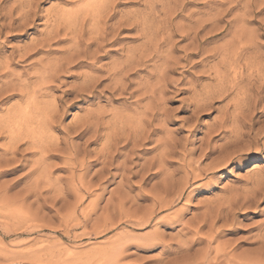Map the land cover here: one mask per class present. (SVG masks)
I'll list each match as a JSON object with an SVG mask.
<instances>
[{"label":"rangeland","instance_id":"1","mask_svg":"<svg viewBox=\"0 0 264 264\" xmlns=\"http://www.w3.org/2000/svg\"><path fill=\"white\" fill-rule=\"evenodd\" d=\"M234 1L93 0V2H90L89 0H0V123L9 119L10 115L15 113V111L30 106V99H28L30 97L29 93L31 94L33 92L32 89L39 81L38 76L41 74L42 64L47 63L46 61L54 62L60 59V57H66L68 47L73 41V36L71 35L73 31L77 34L76 37L83 35V42L93 44L92 50L96 48V43L92 39L94 40L96 37L95 33L98 30L104 28L103 25L105 23H107L111 35H115L110 40L112 42L108 41L104 52L100 53L97 62H84L78 65L79 68H74L72 70L73 72H70L71 74L66 73L67 75H61L60 82H57L61 86L56 84V88L51 91L52 99L51 97L41 98L40 95L38 99L39 104L43 100L47 101V99L53 102L55 99L58 101L61 96L64 98V93L71 90V88L72 90H76L78 86H84V79L87 72L90 74V76L89 74L87 76L92 78L91 82L94 84V88H90V91H93V93H89L90 95L84 93L79 98H75V94L64 98V101H67L64 106L61 105L60 107V119L55 128H52V130L50 128L40 130L37 123L25 127L27 128L28 134L22 140L21 145H19V151L15 159L8 156V161L1 154L4 152L2 147H6L5 149L9 147L10 139L2 137L0 134V161L2 162L0 164H4L2 166L0 165V189L2 190H0V264H112L108 262L107 254L105 253L110 248H113L111 246L114 245L110 242L119 239L117 237L119 235L120 238L121 236L124 237L123 235L126 236L123 240L124 243L126 241L130 242L132 238H136L132 239L130 243H127V246L129 244L131 245L126 247L123 257L119 261L120 264H169L173 260L177 262V259L178 262L187 261L189 264H226L224 254L228 252L231 254L234 253L236 257L250 253L253 254L256 251L255 249H258L263 244L264 134L260 137L261 139L259 138L260 146H257L259 148L258 151L251 152L247 159L241 162L234 161L228 166H225V168L219 169V171L213 169L214 164L220 157V146L216 145L222 146L224 144L223 141L229 135L225 136L223 133V136L222 134H215L216 136L214 135V137L216 139L206 137L209 135L207 134L209 128L211 130L212 128L214 129L215 125L217 127V124L220 122L219 120L224 119L230 112L232 113H230L231 115L236 114L240 120L233 125L231 122L233 120L230 118L228 127H231L227 128L229 131L233 127H236V129L241 127L240 125L243 122L241 120L242 115L243 118L246 116L248 118L249 113L251 114L255 108V111H258L257 115L254 114L256 119L261 118L262 121L264 120V113H262L264 112V101L262 102L264 99V87L261 85V83H264V70L256 72L251 69L255 60H260L258 58L259 56L264 57V7L260 9L256 8L255 14L251 16L252 18L247 17V21L242 23L238 18H240V15L243 16L245 14V6H243L244 4L234 6L232 4ZM103 5L106 8L99 12L100 10L98 11V9ZM224 12L225 14H223ZM217 13L222 14H220V18L211 20ZM237 14H240L239 17ZM147 15L150 17L148 18ZM129 19L135 23L137 22V24L141 22L140 28L144 26V22L148 26L152 24L156 28L163 27L162 33L164 35L161 34V38L165 39L166 43H163L162 48L160 47L161 55L165 56L166 53L171 52L170 55L173 54L171 56H175L173 58L175 60L177 59V64H172L173 69L169 70L166 75V77H171L169 78L171 82L168 81L169 88H166L164 92V105L170 118L166 122H154V125L158 124L157 126L165 131L164 133L158 134L155 139H159L160 137L166 138L172 135L184 147L186 146L192 150L195 149L192 151V155L188 157V160H190L191 168L194 169V174L200 175L198 178L201 177L200 179L196 178L193 180L191 176H188L189 179H192L191 185L192 183L193 185H187L185 187L184 198L181 199L182 201L178 200L177 194L185 185L188 177L183 169L184 167H182L184 162L179 157H176V160L173 158L174 160L168 166L171 172L175 170L174 181L170 183L171 196L169 199H173L172 201H175V203L170 209L154 215L155 217L153 216V219L149 223L144 224L145 226L141 224L144 223V219H148L150 216L149 211L155 207L152 196L162 185V176L158 174L156 167L149 172L145 169L153 157L158 154L151 149L154 147L153 143L138 147L133 153H130L129 150L132 145L126 146V143L123 142L124 144L122 143L121 145L126 146V149L122 151L121 155L115 158L113 167H111L112 169H109L112 176L111 179L103 183L101 185L102 188H100L101 186L99 188L97 187L98 189L95 188L90 194L86 192H75L73 186L76 185V181L74 182L72 178H69V176H72L73 169L71 168L74 166V161L71 160V164L70 159L65 158V155L63 156L62 153L59 154L56 151L59 148L62 149L65 147L66 140L67 142L72 141L81 145V148L87 151L85 162L87 165H91L89 167L91 175H98L99 173L97 172H100L104 166L103 154L111 144V134L116 132L122 133L124 132V128H126L125 131L128 130L132 121L135 123V119L139 118L142 114L144 115L146 106L149 103V96L144 91H148V85L152 81L156 83L157 78H159L158 69L160 66L158 68L155 66L161 65L162 61L158 62L153 56V58L150 57L148 59L149 52L146 51L143 54L145 55L144 57L146 55L148 57L147 59L144 58V64H140L139 67L137 66L138 68H135L136 65H134V69L136 70L128 71L126 76H114L112 72L113 67L115 65L119 67L123 62L126 63L133 56L131 55L132 51L136 53V56H139L141 54V51L138 52L139 50H146L145 39L142 37L139 29L127 24L120 25V23H124ZM208 19L210 20L208 21ZM15 20L16 22H14ZM60 23H62V26L64 24L66 28L68 27V31H65L64 26L62 27L60 25V36L49 41L51 42L50 44H45L48 40L47 34L51 30L59 31L58 25ZM68 25L72 28L70 29ZM242 25H245L249 30L254 32L255 40L252 46L253 49L249 51L251 53L242 51L244 49L238 50L236 53L239 54H237L235 59L233 56L232 59L226 58V61H224V55L222 53L220 54V52L223 51V48L225 49V46L226 48L231 46L234 31ZM64 33L69 34V36L67 34L68 38L64 36ZM170 43H175L174 47H171L173 44ZM192 45L195 50L197 48V52L193 50ZM247 45L243 44L242 46L247 48ZM188 46L190 47L188 48ZM253 50H259V52H256V56L252 52ZM190 54L191 56H188ZM133 58L135 59V56ZM42 61L43 63H41ZM250 61H253V63H250ZM39 63L40 66H38ZM217 71L226 76L227 83H225L229 86H225H233L234 89L231 91V98L229 96L230 99L228 97L219 98L220 101L216 98L213 101V107L197 112L195 105H197L196 100L198 96L209 90H213V88L215 89L217 84H219V81L216 79ZM92 74L96 77L94 76V78ZM95 81L98 83H94ZM27 85L30 86L28 87ZM255 86L260 89L259 92V89ZM68 87L70 89H67ZM29 88L32 91L28 90ZM251 88L254 89L252 90ZM250 90L257 92L253 94ZM23 92L26 93L24 94ZM56 96H60V98H56ZM73 98H75L74 101L72 100ZM78 99L81 102H76ZM254 99H257V102L255 101L256 106L254 104L255 107L252 104ZM49 100L47 102H50ZM46 101H43V103ZM43 103L41 102L40 106L44 105ZM73 103H76V105L73 106ZM210 108L211 110L209 111L208 109ZM192 110L195 111L194 114L196 115H192ZM245 114L247 115L244 116ZM89 115L94 117L91 119L95 123L99 118L101 127L98 129V134L91 133L94 130L92 129L89 135L80 138L73 129L87 119H90ZM133 116L136 117L134 118ZM128 120L129 122H126ZM259 125L264 128V122ZM147 126L148 124H146ZM258 126H256L255 130L260 128V126L257 128ZM164 127L170 132L169 135ZM32 130L44 134L45 137L48 136L46 139L49 138L53 141L56 138L54 143L59 148L57 149V147L51 146L47 155L40 156L42 154L40 149L38 150L40 145L36 143L35 145L29 137L31 135L30 131L32 132ZM94 135L98 136V140H95L96 137ZM89 137L95 138L94 140L92 138L89 140ZM106 138L109 139L107 140ZM56 140L57 143L55 142ZM24 141L25 143H23ZM210 141L212 145L216 144L214 146L216 149L211 155L203 157L200 150L204 148L203 144H208ZM33 145L35 147L31 148ZM200 145L203 147L201 148ZM101 147H105L103 148L105 150ZM51 149L55 151L52 150V152ZM100 151L104 153H100ZM53 153L56 154L54 155ZM128 154L131 157H129V162L125 168L122 162L125 160V155L127 156ZM3 159H6L5 162ZM14 160L17 163L13 162ZM43 161H45V164L42 165L43 167L47 164H53L54 168L52 166L46 167L47 174L51 175L53 188L50 187L47 189L44 186L43 191L37 190L35 192L34 181L37 179L35 177L41 173L42 169V166L40 169L37 167L40 166L37 163L43 164ZM34 163L36 166L32 171L31 166ZM48 167H52L53 170ZM136 170L138 172L141 170V172L138 173ZM129 171L134 173V176L130 175L132 188H121V182L124 179L123 176H129ZM123 172L126 173L124 174ZM75 173L73 174L75 175L74 178L78 179L82 171L78 170ZM143 173L146 174L144 175ZM50 175L48 176L50 177ZM141 177L145 179L142 181ZM33 179L35 180L33 181ZM257 179L262 180V182L258 183L259 181ZM68 182L69 184H66ZM121 190H126L125 193L127 194V205L123 211L134 206L136 220L125 217V212L121 213L122 211L119 208L116 209L115 203L110 206L113 204L112 200L116 198L114 196ZM64 191L66 192L65 194ZM60 195H64L66 199ZM187 196L189 200H186ZM260 196L261 198H259ZM256 199L261 200H257V203ZM251 201H255L256 203H252L255 205L251 204V206L256 207L252 208L248 205ZM246 202L247 204H245ZM91 203L94 205L92 206ZM234 203H237L235 205L236 207L238 205V210L234 205V211L232 212L230 210L233 209H230V207ZM246 205L250 206V209L246 207L248 209L245 210L244 207ZM93 209L94 214L91 212ZM156 209L157 207L153 210ZM86 212L91 213L92 218L89 220L87 226H84V220L82 218L85 214H88ZM106 215L107 217L110 215V220L114 223L108 221V229L107 227L105 229L102 227L101 230L98 229V231H95L94 225L99 224V226H103L105 224L104 218ZM67 216L70 219L72 217V219H69V221ZM166 217L170 220L165 219ZM176 218L179 219L176 221ZM163 219L165 220L162 222ZM211 220L215 222L213 228L211 227ZM197 225L203 226V228H201L198 235H195L193 232L196 230ZM190 230L193 231L190 232ZM153 233L156 234L153 235ZM159 236L161 238L160 240ZM151 238H154V240H151ZM201 259L204 260L200 261Z\"/></svg>","mask_w":264,"mask_h":264},{"label":"bare ground","instance_id":"2","mask_svg":"<svg viewBox=\"0 0 264 264\" xmlns=\"http://www.w3.org/2000/svg\"><path fill=\"white\" fill-rule=\"evenodd\" d=\"M90 2H93V0H89ZM230 1H232V0H230ZM87 2V1H86ZM108 4V3H107ZM232 4H234V6H239V5H243V6H245L244 7V10H246L245 11V14L243 15V16H241L240 14H237L238 15V17H239V15H240V18H238V19H240V22H242V23H245L246 21H247V17H251L253 14H255L254 12H255V9L257 8V9H260V8H262V7H264V0H235ZM231 4V5H232ZM223 5H225V4H223ZM229 7V6H228ZM227 7V8H228ZM106 8V6L105 5H103V6H101L99 9H98V11L99 12H101V11H103L104 9ZM111 9V8H110ZM235 9V8H234ZM96 10V9H95ZM229 10V9H228ZM262 10V9H261ZM214 11V10H213ZM225 11V10H224ZM258 11V10H257ZM256 11V12H257ZM218 12V11H217ZM221 12V11H220ZM105 13V12H104ZM173 13V12H172ZM190 14V13H189ZM221 14V13H220ZM220 14H218L217 13V15H215V16H213V18L211 19V20H217V19H219L220 18ZM223 14H225V12L223 13ZM102 15V14H101ZM169 15V14H168ZM222 15V14H221ZM105 16V15H104ZM148 16V15H147ZM33 17V16H32ZM102 17V16H101ZM138 17V16H137ZM143 17V16H142ZM150 16H148V18H149ZM254 17V16H253ZM25 18H27V17H25ZM85 18V17H84ZM252 18V17H251ZM255 18V17H254ZM93 19V18H92ZM107 20V19H106ZM210 19H208V21H209ZM251 20V19H250ZM61 21V20H60ZM82 21V20H81ZM92 21V20H91ZM96 21V20H95ZM124 21V20H123ZM136 21H137V19H136ZM165 21V20H164ZM206 21V20H205ZM239 21V20H238ZM14 22H16V20L14 21ZM106 22V21H105ZM199 22H202V21H199ZM231 22V21H230ZM229 22V23H230ZM239 22V23H240ZM59 23V22H58ZM57 23V24H58ZM238 23V24H239ZM62 23H60L58 26H59V31H50L48 34H47V36H48V40L45 42V44L47 43V44H50L51 42H49V41H52L53 39H55V38H58L59 36H60V25H61ZM103 24V23H102ZM124 24H127V25H130L131 27L132 26H134L133 28H135L136 27V29H139L140 30V32H141V34H142V37L145 39V48H146V50H144V49H141V50H139L138 52H140L141 51V54L139 55V56H136V53L135 52H131L132 54L131 55H133V56H135V59L133 58V56H131L127 61H126V63H120L121 65L119 66V67H117L116 65H115V67H113V69H112V72L114 73V76L116 77V76H121V75H123V76H126L127 74H128V71H134V70H136V69H134V65H136L135 66V68H138L139 66H140V64H142L143 63V61H145L144 60V58H146L147 59V57H148V55H146V57H144L145 55L143 54V53H146V51H148L149 52V57H148V59L150 58V57H155V59H157V61L159 62V61H162V63H161V65L159 64V65H157V66H155L156 68H158V66H160L159 67V78H157V81H156V79H155V81H156V83H154L153 81V83L151 82V84L150 85H148V88H147V90L148 91H144V92H146V94L149 96H147L148 97V99H149V103H148V105L146 106V107H144V108H146L144 111H145V113H144V115L142 116H138L139 118H137V119H135L134 121H135V123H133V121H132V125L130 124V128H128V130H126L125 131V129L126 128H124V132H122V133H120V132H116V133H114V134H111V144L108 146V148L106 149V151H105V153L103 152V151H100V153L101 152H103L104 154H103V158H104V166H103V168H101V171L100 172H97V173H99L98 175H91V173H90V168L89 167H91V165L89 164V165H87L86 164V162H85V160H86V154H87V151L85 150V149H82L81 148V145H78V144H76V143H74V142H72V141H68L67 142V140H66V143H65V147L64 148H59V146L57 147V145L54 143V140L56 139V138H54V140L52 141V140H50L49 138V140L48 139H46V137H48V136H44V134H42V133H40V132H37V131H34V130H32V132L30 131V133H31V135H30V133H29V137L33 140V142H34V144L36 143V144H38V145H40V148H38V150L40 149V151H41V153L43 154H40V156H44V154H46L47 155V153L50 151V147L51 146H55V147H57V149L58 150H56L57 152H59V154H63V156L65 155V158L67 157L68 159H70V161L72 160V161H74V163H73V168H71V169H73V172H72V176L70 177L69 176V178H72L73 179V181L75 182L76 181V185H74V183H73V187L75 188H73L74 190H75V192L77 193V192H86L87 194H90V193H92V191L95 189V188H99L103 183H106V182H108L110 179H111V173H110V168L111 167H113V164H114V160H115V158L117 157V156H119V155H121V153H122V151L124 150V149H126V146L127 145H132V147H131V149L129 150L130 151V153H133L134 151H135V149L136 148H138V147H142V146H144L145 144H154V147L153 148H151L154 152H156V153H158L157 155H155L154 157H153V159L150 161V159H149V164L147 165V167L145 168L148 172L149 171H151L153 168H157V171H158V174H160L161 176H162V185H161V188H159L157 191H156V193L152 196V199H153V201H154V204H155V207H157V209L156 210H153L155 207H153V209L151 210V211H149L150 213V216L148 217V219L146 220V219H144V223H142L141 225H144V224H147V223H149L152 219H153V216L154 215H157V213H159V212H164V211H166V210H168V209H170L171 207H172V205L175 203V201H172V200H170L169 198H170V196H171V191H170V183H172L173 181H174V178H175V170H174V172H171L170 171V168L168 167L169 165H170V163H172V161L176 158V157H179L183 162H184V165L182 166V167H184L183 169L185 170V173L187 174V177L189 176H191L192 178H193V180H195L196 178L197 179H200V178H198L199 176L198 175H195L194 174V169H192L191 168V164H190V160H188V157L190 156V155H192V151H194L195 149H188L186 146L184 147L183 145H181V143H179L178 141H177V139H175L172 135H169L170 134V132L169 131H167L166 130V126L164 127L165 128V130L167 131V134L169 135V136H167L166 137V135H165V137L166 138H162V137H160V138H162V139H155V137L158 135V134H160V133H164L165 131H163V130H161L160 128H159V126H157V125H154V122H162V121H165L166 122V120H168L170 117H169V113L167 112V110H166V108H165V105H164V92H165V89L166 88H169V86H168V81H169V78H171V77H166V75H167V73H168V71L169 70H171V69H173V66H172V64H177V59L175 60L173 57H175V56H171V55H173V54H171L170 55V53H166V55L163 57L162 55H161V51H160V47L163 45V43L165 44L166 43V41H165V39H162L161 37V34L162 35H164L162 32H163V27H155V26H153L152 24L150 25V26H148L147 25V23H143V25L144 26H142L141 28H140V25L142 24L141 22H140V24L138 23L137 24V22L135 23V22H133V21H131L130 19L128 20V21H126V22H124V23H120V25H124ZM217 24V23H216ZM216 24H215V26H216ZM5 25V24H4ZM201 25V24H200ZM20 26H21V24H20ZM54 26V25H53ZM62 26V25H61ZM63 26H64V24H63ZM62 26V27H63ZM69 26V25H68ZM73 26H75V25H73ZM104 26V28L103 27H101V28H103V29H101V30H98L97 31V33H95L96 34V37L94 38V40L92 39V41H94L95 43H96V48H95V50H92L93 48H92V46H93V44H91V43H86V42H83L82 41V39H83V35L82 36H80L79 35V37H76L77 36V34H75V32L73 31H71L72 33H71V35L73 36L72 38V44L71 45H69V47H68V52H67V55H66V57H64V58H61L60 57V59H57V60H55L54 62H48V61H46L47 63H43V61L41 62V63H43L42 64V71H41V74H40V76H38L39 77V81H38V83L35 85V89L33 88L32 90H33V92L30 94L29 93V96L30 97H28V99H30V106H26L27 108H23L22 110L20 109L19 111H15V113H13L12 115H10V117H9V119H7L6 121H4V122H1L0 123V134L2 135V137H7V138H9L10 139V145H8L7 147V149H5L4 147H2L3 149H4V152H2V154H1V156H3L4 158L6 157V159H7V161H8V156L10 157H12V158H14L15 159V156L17 155V153H18V151H19V145H21V143H22V140H24L25 139V137L27 136V134H28V132H27V128H25V127H29V125H33V124H35V123H37L38 124V128L40 129V130H44V129H46V128H50V130H52V128H55L56 127V124H58V121H59V115H60V107H61V105L62 106H64L65 104H66V101H64V98L66 97V96H70V95H73V94H75V98H79L81 95H83L84 93L86 94V93H93V91H90V88H94V84L91 82V80H92V78H90V77H88L87 76V74H89L87 71V74L84 76L85 77V79H84V86H81V87H79L78 86V88L76 89V90H72V88H71V90H69V91H65L66 93H64V98L61 96V98H60V96H56V98H60L58 101L55 99V101L53 102L52 100L50 101L49 99H47V101L49 100L50 102H47L46 100H43V101H46V102H44L43 103V101H41L44 105H42V106H40V104H41V102H40V104H39V102H38V99H39V97H40V95H41V98H45V97H51V91L52 90H54L55 88H56V84H57V82H60V77H61V75H63V74H66V73H68V74H71L70 72L74 69V68H76V67H78V65L79 64H82V63H84V62H87V61H89V62H93V63H95V62H97V59H98V57H99V55H100V53L101 52H104V48L107 46V43H108V41L109 42H112V41H110L111 39H112V37H115V35L113 34V36L111 35V32L109 31V29H108V27H107V23H105V25H103ZM158 26V25H157ZM198 26H199V24H198ZM57 27V26H56ZM56 27H55V29H56ZM61 27V28H62ZM70 27V26H69ZM204 27V26H203ZM202 27V28H203ZM218 27V26H217ZM234 27V26H233ZM58 28V27H57ZM64 28H65V31L67 30L68 31V27L66 28L65 26H64ZM72 27H70V29H71ZM132 28V29H133ZM189 28V27H188ZM194 28V27H193ZM213 28V27H212ZM220 28V27H219ZM251 28V27H250ZM190 29V28H189ZM199 29V28H198ZM200 29H201V27H200ZM217 29V28H216ZM54 30V29H53ZM170 31H172V30H170ZM179 31V30H178ZM189 31V30H188ZM211 31H212V29H211ZM217 31V30H216ZM251 30H249L245 25H242L241 27H238L234 32L235 33H233L234 35H232V36H234V37H232L233 39H232V42H231V46L229 47V48H226V46H225V49L223 48V51H221L220 52V54L222 53L223 55H224V61H226V58L227 59H232V57L234 56V59L236 58V56H237V54H239V53H236L238 50H241V49H244V50H242V51H247L248 53H251V52H249L250 50H252L253 48H252V46H253V43H254V40H255V36H254V32H250ZM254 31H255V29H254ZM190 32V31H189ZM193 32V31H192ZM215 32V31H214ZM191 33V32H190ZM189 33V34H190ZM256 33V32H255ZM68 34V33H67ZM67 34L66 33H64V36L65 37H67L68 38V36H69V34H68V36H67ZM186 34H187V31H186ZM138 35V34H137ZM168 35V34H167ZM207 35V34H206ZM205 35V36H206ZM63 36V35H62ZM170 36V35H169ZM197 36V35H196ZM204 36V37H205ZM136 37V36H135ZM165 37V36H164ZM188 37V36H187ZM168 38V37H167ZM170 39V38H169ZM194 39H196V38H194ZM86 40V39H85ZM91 40V39H90ZM192 40H193V38H192ZM257 40V39H256ZM43 41V40H42ZM171 41V40H170ZM169 41V42H170ZM197 41V40H196ZM203 41V40H202ZM39 42V41H38ZM88 42V41H87ZM193 42V41H192ZM169 44V43H168ZM170 44H173V43H170ZM175 44V43H174ZM174 44L173 45H171V47L173 46L174 47ZM198 44V43H197ZM229 44V43H228ZM243 44H248L249 45V47H248V45H247V48L245 47H243L242 45ZM35 46V45H34ZM42 46V45H41ZM40 46V47H41ZM191 46V45H190ZM190 46H188V48L190 47ZM193 46V45H192ZM198 46V45H197ZM246 46V45H245ZM254 46H255V44H254ZM32 47V46H31ZM38 47V46H37ZM48 47V46H47ZM195 47H196V45H195ZM257 47V46H256ZM49 48V47H48ZM57 48V47H56ZM162 48V47H161ZM258 48V47H257ZM28 49V48H27ZM42 49V48H41ZM53 49V48H52ZM109 49H111V48H109ZM262 49V48H261ZM35 50V49H34ZM40 50V49H39ZM44 50V49H43ZM55 50V49H54ZM170 50H172V49H170ZM193 50L194 51H196L197 50V48H196V50H195V48H194V46H193ZM255 50V49H254ZM252 51L254 54H255V56L257 55V53L256 52H259V50L258 51ZM36 51V50H35ZM50 51V50H49ZM241 51V52H242ZM27 52V51H26ZM28 52H29V50H28ZM147 52V53H148ZM173 52V51H172ZM197 52V51H196ZM37 53V52H36ZM51 53V52H50ZM217 53H218V51H217ZM252 53V54H253ZM26 55H27V53H25ZM31 54H32V52H31ZM196 54V53H195ZM63 55V54H62ZM138 55V54H137ZM241 55V54H240ZM187 56V55H186ZM188 56H191V54L190 55H188ZM244 56V55H243ZM246 56V55H245ZM251 56V55H250ZM254 56V57H255ZM26 57V56H25ZM45 57V56H44ZM152 57V58H153ZM24 58V57H23ZM47 58V57H46ZM252 58V57H251ZM251 58H249L250 60H251ZM260 60H258V59H256V58H254V59H256L255 60V63H253V61H250V63L252 62L253 63V65L251 66V69H253L254 71H256V72H261L262 70H264V57L262 56H259L258 57ZM38 59V58H37ZM36 59V60H37ZM44 59V58H43ZM52 59H54V58H52ZM179 59V58H178ZM233 59V60H234ZM39 60V59H38ZM37 60V61H38ZM247 60V59H246ZM41 61V60H40ZM249 61V60H248ZM88 62V63H89ZM240 62V61H239ZM146 63V62H145ZM180 63V62H179ZM221 63V62H220ZM223 63V62H222ZM237 63V62H236ZM108 64V63H107ZM144 64V63H143ZM235 64V63H234ZM248 64V63H247ZM91 65V64H90ZM103 65V64H102ZM117 65H118V63H117ZM37 66V65H36ZM38 66H40V63H39V65ZM112 66V65H111ZM138 66V67H137ZM174 66H176V65H174ZM232 66V65H231ZM244 66V65H243ZM91 67V66H90ZM96 67V66H95ZM144 67V66H143ZM248 67V66H247ZM79 68V67H78ZM37 70V69H36ZM108 70V69H107ZM214 70V69H213ZM38 71V70H37ZM92 71V70H91ZM73 72V71H72ZM111 72V73H112ZM158 72V71H157ZM253 72V71H252ZM75 73V72H74ZM73 73V74H74ZM80 73V72H79ZM92 73V72H91ZM110 73V74H111ZM37 75H38V73H36ZM80 74H82V73H80ZM83 74H85V73H83ZM130 74V73H129ZM67 75V74H66ZM93 75V74H92ZM109 75V74H108ZM208 75V74H207ZM216 75H217V80L219 81V84H217V86H216V88L214 89L213 88V90H209V91H207L206 93H204V94H201V95H199L198 96V98H197V100H196V102H197V105H195L196 106V111L197 112H199L200 110H202V109H207V108H209V107H213V101L217 98V100L218 101H220L219 100V98H223V97H230V95H231V91H233V86H231V87H228L229 85L228 84H226L227 82H226V76H224V75H222L219 71H217V73H216ZM10 76V75H9ZM89 76H90V74H89ZM95 75H93V77H94ZM130 76V75H129ZM35 77H36V75H35ZM96 77V76H95ZM94 77V78H95ZM156 77V76H155ZM81 78V77H80ZM119 78V77H118ZM126 78V77H125ZM168 78V79H167ZM256 78V77H255ZM38 79V78H37ZM82 79V78H81ZM151 79V78H150ZM150 79H148V80H150ZM64 80V79H63ZM100 80V79H99ZM122 80V79H121ZM256 80H257V78H256ZM26 81V80H25ZM98 81V80H97ZM115 81V80H114ZM264 81V80H263ZM24 82V81H23ZM23 82H21V83H23ZM66 82V81H65ZM117 82H118V80H117ZM149 82V83H150ZM169 82H171V80L169 81ZM226 82V83H225ZM257 82V81H256ZM256 82H255V84H256ZM94 83H98V82H94ZM134 83V82H133ZM253 83V82H252ZM259 83V82H258ZM261 83V82H260ZM14 84V83H13ZM19 84H20V82H19ZM24 84H27V83H24ZM34 84V83H33ZM117 84V83H116ZM140 84V83H139ZM148 84V83H147ZM146 84V85H147ZM251 84V83H250ZM21 85V84H20ZM19 85V87H21ZM23 85V84H22ZM32 85V84H31ZM57 85H60V84H57ZM62 85H64V84H62ZM66 86H67V84H65ZM97 85V84H96ZM225 85H228V86H225ZM261 85H263V87H264V83H261ZM28 87L30 86V85H27ZM61 86V85H60ZM249 86V85H248ZM251 86H253V85H251ZM250 86V87H251ZM12 87V86H11ZM19 87H18V89H19ZM64 87V86H63ZM76 87V86H75ZM74 87V88H75ZM141 87V86H140ZM147 87V86H146ZM145 87V88H146ZM256 87V86H255ZM262 87V86H261ZM24 89H26L25 87H23ZM32 88V87H31ZM256 88H258V87H256ZM24 89H21V90H24ZM67 89H70V87H68ZM107 89V88H106ZM114 89V88H113ZM252 89V88H251ZM254 89V88H253ZM252 89V90H253ZM259 89V88H258ZM257 89V90H258ZM20 90V91H21ZM28 90H30V88L28 89ZM32 90H30V91H32ZM62 90H64V89H62ZM124 90H126V89H124ZM146 90V89H145ZM252 90H250L251 92H253ZM17 91V90H16ZM56 91V90H55ZM54 91V92H55ZM206 91V90H205ZM260 91V89L258 90V92ZM26 92H28L27 90H26ZM25 92V93H26ZM62 92H64V91H62ZM257 92V91H256ZM256 92H253V94L254 93H256ZM11 93V92H10ZM21 93V92H20ZM24 93V92H23ZM24 93V94H25ZM261 93V92H260ZM18 94H19V91H18ZM24 94H23V96H24ZM28 94V93H27ZM144 94V93H143ZM252 94V95H253ZM258 94V93H257ZM256 94V95H257ZM90 95V94H89ZM92 95V94H91ZM263 95V94H262ZM6 96V95H5ZM146 96V95H145ZM15 97V96H14ZM53 97H55L54 95H53ZM228 97V99H230ZM253 97H255L254 95H253ZM261 97V96H260ZM260 97H259V100H260ZM75 98H73L72 100L74 101L75 100ZM165 98H167V97H165ZM256 98V97H255ZM51 99H52V97H51ZM258 99V98H257ZM257 99H254V102H252V104H253V107H255L256 106V104H255V101L257 102ZM262 99V98H261ZM41 100V99H40ZM54 100V99H53ZM72 100H71V102H72ZM167 100V99H166ZM226 100V99H225ZM251 100V99H250ZM28 101V100H27ZM261 101V100H260ZM264 101V99L262 100V102ZM76 102H81V100L80 99H78V100H76ZM231 102V101H230ZM191 103V102H190ZM144 104V105H145ZM218 104V103H217ZM238 104V103H237ZM254 104H255V106H254ZM262 104V103H261ZM25 105V104H24ZM76 105V103H73V106H75ZM248 105H251V104H248ZM143 106V105H142ZM237 106V105H236ZM260 106V105H259ZM18 107V106H17ZM252 107V106H251ZM263 107V106H262ZM69 108V107H68ZM215 108V107H214ZM250 108V107H249ZM259 108V107H258ZM194 109V108H193ZM239 109V108H238ZM251 109V108H250ZM256 109V108H255ZM255 109L253 110V112L250 114L249 113V116H248V118H247V114H245L244 116H246L245 118H243V115H242V118H241V120L243 121L242 122V125H240L241 127H239L238 129H236V127L234 128L233 126V129L231 128V130L229 131L227 128H230V127H228V123H229V121L232 119L233 121H231L232 123H233V125H234V123H238V121L240 120L237 116H236V114L235 115H231L229 112H227V113H229V115H226V117L224 118V119H220L219 121V123L217 124V127H216V125L214 126V129L212 128L211 130H210V128H209V132L207 133V134H209L208 136H206V137H209L210 139H216L215 137H214V135L215 134H224L225 136H228L229 135V137H227L226 138V140H224L223 141V145L221 146V145H216V146H220L219 147V152H220V157L217 159V162L214 164V170H217V171H219V169H221V168H225V166H228L229 164H231L232 162H241L242 160H245V159H247L248 158V156H249V154L251 153V152H253V151H258L259 150V148H257V146H260V144H259V138L260 137H262V135L264 134V128L263 127H261L259 124L260 123H262V122H264V120L262 121L261 120V118H258V119H256V116H254V114L255 115H257L258 114V111H255ZM209 111L211 110V108L210 109H208ZM248 110V109H247ZM259 110V109H258ZM264 110V109H263ZM63 111V110H62ZM61 111V112H62ZM240 111V110H239ZM250 111H252V110H250ZM65 112V111H64ZM92 112V111H91ZM202 112V111H201ZM206 112V111H205ZM236 112V111H235ZM259 112H261V111H259ZM87 113V112H86ZM195 113V111H193L192 110V115ZM203 113H204V111H203ZM262 113H264V112H262ZM63 114V113H62ZM61 114V115H62ZM94 114V113H93ZM224 114V113H223ZM64 115V114H63ZM62 115V116H63ZM92 115V114H91ZM122 115V114H121ZM194 115H196V114H194ZM193 115V116H194ZM238 115V114H237ZM94 116V115H93ZM136 116H137V114H136ZM136 116H133L134 118L136 117ZM129 117V116H128ZM224 117V116H223ZM261 117H263V116H261ZM89 118L90 119H87L86 121H84L81 125H77L76 126V128L75 129H73V131L74 132H76L77 134H78V137H80V138H83L84 136H87V135H89L90 134V132L92 131V129H94L93 130V132H91V133H96V134H98V129L101 127V124H100V119L98 118V116H97V122L95 123V121L93 122V119H91V118H94V117H92V116H90L89 115ZM103 118V117H102ZM133 118V119H134ZM231 118V119H230ZM79 119H81V118H79ZM85 119H86V117H85ZM105 119V118H104ZM114 119V118H113ZM131 119V118H130ZM129 119V120H130ZM230 119V120H229ZM84 120V119H83ZM92 120V121H91ZM123 120V119H122ZM121 120V121H122ZM129 120L128 121H126V122H129ZM80 121V120H79ZM81 121H82V119H81ZM119 121V120H118ZM120 121V122H121ZM103 122V121H102ZM104 123V122H103ZM102 123V124H103ZM78 124H80V123H78ZM129 124V123H128ZM144 124H145V126H144ZM146 124H148V128L146 127ZM260 126V128H259V126ZM129 126V125H128ZM162 126V125H161ZM163 126H164V124H163ZM162 126V127H163ZM256 126H258L257 128H259L258 130H255V128H256ZM193 127V126H192ZM168 128V127H167ZM119 129V128H118ZM47 130V129H46ZM49 131V130H48ZM173 131V130H172ZM51 132V131H50ZM102 134V133H101ZM108 134V133H107ZM206 134V135H207ZM223 134H222V136H223ZM93 135V134H92ZM212 135H213V137H212ZM52 136V135H51ZM71 136V135H70ZM76 136V135H75ZM95 136V135H94ZM216 136V135H215ZM222 136H221V138H222ZM264 136V135H263ZM96 137V139L95 140H98V136H95ZM94 137V138H95ZM109 137V136H108ZM71 138V137H70ZM91 138L94 140V138L93 137H89V140H91ZM104 138V137H103ZM264 138V137H263ZM107 139V138H106ZM109 139V138H108ZM107 139V140H108ZM209 139V140H210ZM261 139V138H260ZM57 140H58V138H57ZM57 140L55 141L56 143H57ZM88 140V141H89ZM206 141V140H205ZM207 141H208V139H207ZM226 141V142H225ZM27 142V141H26ZM32 142V141H31ZM30 142V143H31ZM33 142H32V144H33ZM62 142V141H61ZM60 142V143H61ZM64 142V141H63ZM86 142H87V139H86ZM90 142V141H89ZM94 142V141H93ZM110 142V141H109ZM126 143V146H122L121 144L122 143ZM212 142H214V141H212ZM23 143H25V141L23 142ZM97 143V142H96ZM123 143V144H124ZM7 144V143H6ZM28 144V143H27ZM35 144V145H36ZM214 144V143H213ZM35 145H33L31 148H33V147H35ZM37 145V146H38ZM61 145V144H60ZM205 145H207V146H205ZM203 144V146H204V148H202L203 146L202 145H200L201 146V148H202V150H200V153L201 154H203V157L204 156H206V155H211L214 151H215V149H216V147H214L215 145H212L211 144V141L210 142H208V144ZM6 146V145H5ZM122 146V147H121ZM55 147H53L54 149H55ZM62 147V146H61ZM83 147V146H82ZM86 147V146H85ZM29 148V147H28ZM36 148V149H37ZM102 148V147H101ZM103 148H105V147H103ZM102 148V149H103ZM53 149H51V151H52ZM103 150H105V149H103ZM262 150V149H261ZM53 151H55V150H53ZM52 151V152H53ZM37 152V151H36ZM56 152V153H57ZM21 153V152H20ZM38 153V152H37ZM55 153V154H56ZM100 153H98L99 155H100ZM54 154V153H53ZM54 154V155H55ZM89 154H91V153H89ZM20 155V154H19ZM48 155H50V154H48ZM58 155V154H57ZM51 156V155H50ZM201 156V155H200ZM251 156V155H250ZM46 157V156H45ZM129 157H131L129 154L126 156L125 155V160L122 162V165L126 168L127 167V164H128V162H129ZM152 157V156H151ZM2 158V157H1ZM42 158H44V157H42ZM41 158V159H42ZM174 158V159H173ZM206 158V157H205ZM6 159H3L4 160V162H5V160ZM45 159V158H44ZM1 160V159H0ZM10 160V159H9ZM67 160V159H66ZM176 160V159H175ZM7 161H6V163H7ZM10 161H12V160H10ZM9 161V162H10ZM48 161V160H47ZM72 161H71V164H72ZM1 162V161H0ZM13 162H16L15 160L13 161ZM13 162H12V164H13ZM2 163V162H1ZM17 163V162H16ZM47 163H49V162H47ZM46 163V164H47ZM101 163V162H100ZM45 164V161H43V164L41 163V164H39V163H37V165H40V166H37L39 169H40V167L42 166V165H44ZM1 165V164H0ZM2 165H4V164H2ZM1 165V166H2ZM172 165V164H171ZM233 165V164H232ZM36 166V164L34 163L33 164V166H31L32 167V171H33V168ZM47 166H52L53 167V164H51V165H45L44 167L42 166V169H41V173L39 174V175H37L35 178H37L36 179V181H34L35 179H33V181L35 182L34 183V189H36L35 190V192L37 191V190H44L43 188H45L44 186H46L47 187V189L48 188H50V187H52L53 186V184H52V179H51V175L50 174H47ZM116 166H118V165H116ZM120 166V165H119ZM52 167H50L51 169H52ZM130 167V166H129ZM2 168V167H1ZM49 168V167H48ZM49 168V169H50ZM54 168V167H53ZM124 168V169H125ZM131 168H132V166H131ZM38 169V170H39ZM112 169V168H111ZM181 169V168H180ZM35 170V169H34ZM53 170V169H52ZM78 170H80V171H82V174H80V176L78 177V179H76V178H74V176L75 175H73L76 171H78ZM132 170V169H131ZM177 170V169H176ZM35 171H37V170H35ZM34 171V172H35ZM48 171H50V170H48ZM137 171V170H136ZM28 172H31V171H28ZM70 172V173H71ZM135 172V171H134ZM138 172V171H137ZM139 172H141V170L139 171ZM138 172V173H139ZM49 173H51V172H49ZM124 173V172H123ZM126 173V172H125ZM124 173V174H125ZM137 173V174H138ZM214 173H215V171H214ZM29 174V173H28ZM35 174H36V172H35ZM38 174V173H37ZM76 174V173H75ZM123 174V175H124ZM129 176L127 175V176H123L124 177V179H123V182H121V188H124L125 187V189L126 188H132V183H131V178H130V175H133L134 176V173H132L131 171H129ZM144 174V173H143ZM146 174V173H145ZM144 174V175H145ZM32 175V174H31ZM48 175H50V177L48 176ZM53 175V174H52ZM139 175V174H138ZM216 175V174H215ZM30 176V175H29ZM93 176V177H92ZM95 176V177H94ZM143 176V175H142ZM143 177H145V176H143ZM143 177H141V179H142V181L145 179V178H143ZM189 177H188V180L185 182V185L182 187V189L179 191V193L177 194L178 195V200H181V199H183L184 198V194H185V187L187 186V185H191V182H192V179H189ZM95 179H97V180H95ZM261 179V178H260ZM258 180L259 182L258 183H261L262 182V180ZM133 180V179H132ZM33 181H32V183H33ZM59 181V180H58ZM200 181V180H199ZM255 181V180H254ZM32 183H31V185H32ZM253 183V182H252ZM66 184H69V182L68 183H66ZM30 185V186H31ZM120 185V184H119ZM192 185H193V183H192ZM191 185V186H192ZM258 185H260V186H262L261 184H258ZM258 185H257V187H258ZM67 186V185H66ZM140 186H141V184H140ZM33 187V186H32ZM31 187V188H32ZM53 188V187H52ZM51 188V189H52ZM97 188V189H98ZM100 188H102V186L100 187ZM254 188V187H253ZM2 189H4V188H2ZM57 189V188H56ZM63 189H64V187H63ZM255 189V188H254ZM1 190V189H0ZM32 190V189H31ZM101 190V189H100ZM117 190V189H116ZM115 190V191H116ZM130 191H131V189H129ZM2 191V190H1ZM48 191V190H47ZM52 191V190H51ZM126 191V190H125ZM125 191L124 190H121V191H119V193H117L116 194V196H114V197H116L115 199H113L112 200V202H113V204H111L110 203V201H109V203L111 204L110 206H112V205H114V203H115V207H116V209L117 208H119V210H121L120 212L121 213H123V212H125L124 214H125V217H130V218H132V219H134V220H136L137 219V217H136V211L134 210V206H132V204H130L131 206V208H129L128 210L127 209H125L124 211H123V209L125 208V206L127 205V194L125 193ZM254 191V190H253ZM116 192H118V191H116ZM174 192V191H173ZM264 192V191H263ZM31 193V192H30ZM40 193V192H39ZM43 193V192H42ZM51 193V192H50ZM66 192L64 191V194H65ZM128 193V192H127ZM258 193V192H257ZM38 194V193H37ZM41 194V193H40ZM48 194V193H47ZM54 194V193H53ZM52 194V195H53ZM57 194V193H56ZM59 194V193H58ZM62 194V193H61ZM80 194H82V193H80ZM78 195V194H77ZM176 195V196H177ZM234 195V194H233ZM257 195V194H256ZM55 196V195H54ZM60 196H64V195H60ZM59 196V197H60ZM79 196V195H78ZM95 196H96V193H95ZM97 196H99V195H97ZM39 197H41V196H39ZM38 197V198H39ZM58 197V198H59ZM233 197V196H232ZM235 197V196H234ZM249 197H251V196H249ZM56 198V197H55ZM64 198L66 199V197L64 196ZM133 198V197H132ZM248 198V197H247ZM252 198V197H251ZM255 198H256V196H255ZM254 198V199H255ZM259 198H261V196L259 197ZM263 198V197H262ZM45 199H46V197H45ZM78 199H79V197H78ZM110 199V198H109ZM77 200V199H76ZM131 200V199H130ZM130 200H128L129 202H130ZM186 200H189V198H188V196H187V199ZM244 200H246V199H244ZM243 200V201H244ZM253 200V199H252ZM258 199H256V201H257ZM259 200H261V199H259ZM258 200V201H259ZM263 200V199H262ZM82 201V200H81ZM134 201V200H133ZM182 201V200H181ZM229 201V200H228ZM247 201V200H246ZM258 201H257V203H258ZM97 202V201H96ZM237 202H240V201H237ZM242 202V201H241ZM245 202V201H244ZM244 202H242V203H244ZM248 202V201H247ZM247 202L245 203V204H247ZM249 202H250V200H249ZM95 203V202H94ZM134 203V202H133ZM252 203H255V201H251V203H248V205H250L251 206V204ZM82 204V203H81ZM92 204V206L94 205L93 203H91ZM97 204V203H96ZM108 204V203H107ZM235 204H237V203H234L233 204V206H231L230 207V209H233V210H230V211H234V205ZM256 204V203H255ZM255 204H252V205H255ZM229 205V204H228ZM239 205H240V203H239ZM241 205H243V204H241ZM248 205H246L244 208H245V210H247L248 208H246V207H249V209H250V206H248ZM154 206V205H153ZM88 207V206H87ZM90 207H91V205H90ZM95 207V206H94ZM115 207H114V210H115ZM233 207V208H232ZM237 207H238V205H237ZM237 207H236V205H235V208L237 209ZM252 207V206H251ZM254 207H256V206H253L252 208H254ZM228 208H229V206H228ZM244 208H243V210H244ZM73 209H74V207H73ZM86 209V208H85ZM95 209V208H94ZM94 209L91 211L92 212V214H94L93 213V211H94ZM235 209V210H236ZM79 210V209H78ZM91 210V209H90ZM108 210V209H107ZM113 210V211H114ZM138 210V209H137ZM238 210V209H237ZM240 210V209H239ZM86 211V210H85ZM77 212V211H76ZM104 212V211H103ZM102 212V213H103ZM109 212V211H108ZM115 212V211H114ZM75 213V212H74ZM86 213H88V212H86ZM118 213H119V211H118ZM83 215V214H82ZM102 215H104V214H102ZM111 215V214H110ZM109 215V216H110ZM119 215V214H118ZM122 215V214H121ZM175 215V214H174ZM69 216V215H68ZM67 216V217H68ZM72 216H73V213H72ZM75 216H77V215H75ZM107 217V215L105 216V218H104V220H105V224L103 225V226H99V224H97V225H94L95 226V231H98V229H100L101 230V228L102 227H104V229H105V227H107L108 226V221H110L111 222V220H110V218L111 217ZM113 216V215H112ZM177 216V215H176ZM66 217V218H67ZM103 217V216H102ZM101 217V218H102ZM124 217V218H125ZM155 217V216H154ZM169 217V216H168ZM168 217H166L165 219H167V220H170V219H168ZM74 218V217H73ZM92 218V215H91V213H88V214H85L84 216H83V224H84V226H87V224H88V222H89V220ZM136 218V219H135ZM173 218H175L174 216H173ZM70 218L68 217V220H69ZM71 219H72V217H71ZM70 219V220H71ZM139 220H140V218H138ZM165 219H163L162 220V222L165 220ZM179 219V218H178ZM177 218H176V221L178 220ZM67 220V221H68ZM69 220V221H70ZM146 220V221H145ZM172 220V219H171ZM174 221V220H173ZM216 221V220H215ZM72 222V221H71ZM160 222V221H159ZM82 223V222H81ZM111 223H114V222H111ZM210 223V222H209ZM211 227L213 228L214 227V225H215V222L213 221V220H211ZM131 225V224H130ZM210 225V224H209ZM93 226V227H94ZM134 226V225H133ZM145 226V225H144ZM68 227V226H67ZM201 228H203V226L201 227V226H198L197 225V228H196V230L193 232L195 235H198L199 234V231L201 230ZM103 229V230H104ZM107 229H108V227H107ZM158 229V228H157ZM214 230V229H213ZM94 231V230H93ZM107 231V230H106ZM155 231H156V229H155ZM191 231H193V230H190V232ZM157 233H158V231H157ZM127 234V233H126ZM154 234H156V233H153V235ZM161 234V233H160ZM123 235V234H122ZM152 235V234H151ZM152 235V237H154ZM120 236V235H119ZM119 236H117L119 239H117V240H115V241H113V242H110L111 244H113L114 246H111V247H113V248H110V250H108L107 251V253H105V254H107V260H108V262H111L112 264H120L119 263V261H120V259H122V257H123V253L125 252V249H126V247H128L129 245H131V244H129L128 246H127V243H130L131 241H132V239H136V238H132V236H131V241L129 242V241H126L125 243L123 242V240L126 238V236L125 235H123L124 237H122L121 236V238L119 237ZM127 237H129V236H127ZM139 237V236H138ZM156 237V236H155ZM130 238V237H129ZM146 238V237H145ZM263 238H264V236H263ZM139 239V238H138ZM161 238H160V236H159V240H160ZM110 240H111V238H110ZM109 240V241H110ZM114 240V239H113ZM129 240V239H128ZM144 240V239H143ZM151 240H154V238L152 239L151 238ZM145 242V241H144ZM147 243V242H146ZM149 243H150V241H149ZM106 244V243H105ZM152 244V243H151ZM210 245V244H209ZM108 247V246H107ZM256 251H254L253 252V254H248V255H242V256H234V253H226V254H224V259H225V262H226V264H264V241H263V244H261L260 246H259V248L258 249H255ZM225 252V251H224ZM102 253H104V252H102ZM101 253V254H102ZM105 254H104V256H105ZM100 255V254H99ZM99 255H97V256H99ZM102 256V255H101ZM100 256V257H101ZM104 256H102V257H104ZM124 256H126V255H124ZM214 258V257H213ZM97 260V259H96ZM96 260H95V262H96ZM202 260H204V259H201L200 261H202ZM218 260V259H217ZM121 261H123V260H121ZM174 261V260H173ZM172 261V263H169V264H189L187 261H185V262H178V259H177V262H173ZM171 262V261H170ZM97 263V262H96ZM105 263V262H104ZM199 263V262H198ZM122 264V263H121ZM196 264V263H195Z\"/></svg>","mask_w":264,"mask_h":264}]
</instances>
